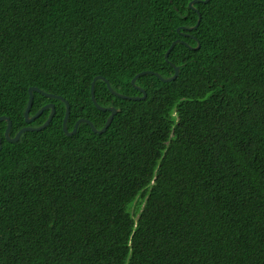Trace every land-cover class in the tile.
Listing matches in <instances>:
<instances>
[{
    "label": "trees",
    "instance_id": "obj_1",
    "mask_svg": "<svg viewBox=\"0 0 264 264\" xmlns=\"http://www.w3.org/2000/svg\"><path fill=\"white\" fill-rule=\"evenodd\" d=\"M0 0V264H264V0ZM180 39L165 58L173 41ZM200 43L199 48H195ZM176 111L177 117L173 115ZM138 217V219H137ZM137 219V221H136Z\"/></svg>",
    "mask_w": 264,
    "mask_h": 264
},
{
    "label": "water",
    "instance_id": "obj_2",
    "mask_svg": "<svg viewBox=\"0 0 264 264\" xmlns=\"http://www.w3.org/2000/svg\"><path fill=\"white\" fill-rule=\"evenodd\" d=\"M199 1L208 2L209 0H192L190 2V4H189L190 7L198 12V15H199L198 22L192 27L181 26V27L178 28V31L180 32V34H183V35H186V36H191V37H193L195 39H197V38L193 34H191L189 32H181V29H184L186 31H190V30L196 29L199 26L200 21L202 19V14L199 11V9L195 6V4L197 2H199ZM180 41L185 43V41H182L180 39H176L175 41H173V43L171 44L170 48L167 50V52L165 54V58L167 59V61H169V54H170L171 50L174 48L176 43L180 42ZM199 47H200V43H199V40H198V45L195 48H199ZM171 64L174 67L175 72H174L173 76L168 77V78H164L158 72H154V71H151V70L142 71V72H139L138 74H136V76L132 79V83L139 91H141L143 93L142 95H127V94L119 93V92H117V91H115L113 89V87L111 86L109 80L106 79L104 76L98 75V76L94 77V79L92 81V84H91V94H92L93 102L99 109H101L103 111H110L111 112V114L109 115L105 125L101 129H98L97 127H95V125L93 124V122L90 119L82 117V118L77 120V122L74 125V128L72 130H69L68 123H67L68 122V117H69V114H70V110H71V106H70L69 101L67 99H65L61 95L45 92V91L41 90L40 88H38L37 86H31L29 88V102H28V106H27V108L25 110L26 122H28V123L32 122L37 117H39L43 113V111L45 109L51 108V113H50L49 117L47 118L45 123L42 124L41 126L33 127V126H29L28 125V126H25V127L21 128L15 134V136H11L10 131H11V127H12V120H11V118L9 116L3 115V116L0 117V122L3 121V120L7 121V128H6V131H5V137H6V139L8 141L14 142V141H17L20 138L21 134L24 131L42 130V129H44L45 127H47L51 123V121H52V119H53V117L55 115V106H54L53 103L46 104L35 115H33V116L30 115L31 108H32V105H33V101H34V92L35 91H38V92L42 93L43 95H45L47 97L60 98V99H62L65 102V104H66V112H65V116H64V120H63V129H64V132L67 135L71 136V135L75 134L77 132L79 124L82 123V122L88 123L92 127L93 131L101 134V133L105 132L108 129V127L111 125V123H112V121L114 119V116L116 115L118 110L114 106L105 107V106H102V105H100L98 103V101L96 99V96H95V83H96V81L98 79L104 80L107 83V86L110 89V91L113 94H115V95H117V96H119L121 98L133 99V100H141V99L146 98L147 92L145 91V89L141 88L140 86H138L136 84V80L138 79V77H140L141 75H143L145 73H153V74L157 75L158 77H160L163 81H166V82L167 81H172V80H174L175 78L178 77L179 71H180V67L174 65L173 63H171ZM2 147H3V142H2V137H0V151H1Z\"/></svg>",
    "mask_w": 264,
    "mask_h": 264
},
{
    "label": "rangeland",
    "instance_id": "obj_3",
    "mask_svg": "<svg viewBox=\"0 0 264 264\" xmlns=\"http://www.w3.org/2000/svg\"><path fill=\"white\" fill-rule=\"evenodd\" d=\"M173 115L175 116V118L177 117L176 111H173ZM137 219H138V217H137ZM137 219H136V221H137Z\"/></svg>",
    "mask_w": 264,
    "mask_h": 264
}]
</instances>
